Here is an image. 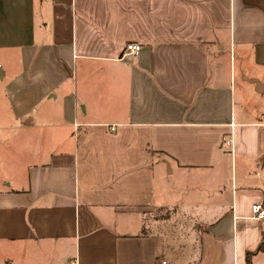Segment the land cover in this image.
<instances>
[{
	"label": "crops",
	"instance_id": "obj_1",
	"mask_svg": "<svg viewBox=\"0 0 264 264\" xmlns=\"http://www.w3.org/2000/svg\"><path fill=\"white\" fill-rule=\"evenodd\" d=\"M0 55L1 127L28 133L30 160L1 183L0 264H176L163 209L196 222L183 264H264L247 261L264 241V0H0ZM175 174L202 198L175 199Z\"/></svg>",
	"mask_w": 264,
	"mask_h": 264
},
{
	"label": "rangeland",
	"instance_id": "obj_2",
	"mask_svg": "<svg viewBox=\"0 0 264 264\" xmlns=\"http://www.w3.org/2000/svg\"><path fill=\"white\" fill-rule=\"evenodd\" d=\"M9 62H11L10 59L0 55V64L7 74L5 78H0L1 110L7 108L9 92L14 87L11 80L8 79V72L12 74L10 70L13 67ZM5 125H10V123L0 121V188L1 183L17 177L18 172L22 171L30 162L27 152L28 133H12L11 130H8L10 128L1 127ZM165 172H167L166 167ZM168 178V186H173L175 199L185 198V202L188 199L194 202V200L202 198L204 192L201 190L203 186L201 180L203 179H193V177L177 176L176 174L174 176L169 175ZM194 183L196 184L193 185ZM197 183H200V186ZM196 186H199V189L195 188ZM176 215L177 211L175 210L163 209L154 211L149 216H151V221L157 223V229L166 236L167 244L172 248L169 257L176 264H183L190 258L194 263L198 254L197 232L193 227L196 222L186 216Z\"/></svg>",
	"mask_w": 264,
	"mask_h": 264
},
{
	"label": "built area",
	"instance_id": "obj_3",
	"mask_svg": "<svg viewBox=\"0 0 264 264\" xmlns=\"http://www.w3.org/2000/svg\"><path fill=\"white\" fill-rule=\"evenodd\" d=\"M125 53L129 56H136L140 50V46L136 44H128L125 46ZM113 131V129H110ZM251 211L253 214V218L257 221L264 222V208L260 204H254L251 207ZM70 264H75V263H70ZM156 264H167L165 261H159Z\"/></svg>",
	"mask_w": 264,
	"mask_h": 264
},
{
	"label": "trees",
	"instance_id": "obj_4",
	"mask_svg": "<svg viewBox=\"0 0 264 264\" xmlns=\"http://www.w3.org/2000/svg\"><path fill=\"white\" fill-rule=\"evenodd\" d=\"M264 240V238H263ZM260 252H264V241H261L260 244L257 246V248L255 249V251H253V253H248L247 254V261L249 260V256L254 254V253H260ZM250 264V263H248Z\"/></svg>",
	"mask_w": 264,
	"mask_h": 264
},
{
	"label": "water",
	"instance_id": "obj_5",
	"mask_svg": "<svg viewBox=\"0 0 264 264\" xmlns=\"http://www.w3.org/2000/svg\"><path fill=\"white\" fill-rule=\"evenodd\" d=\"M0 78H1V74H0Z\"/></svg>",
	"mask_w": 264,
	"mask_h": 264
}]
</instances>
